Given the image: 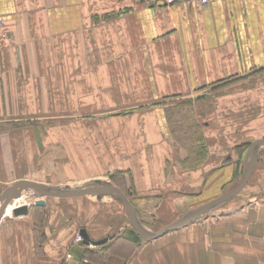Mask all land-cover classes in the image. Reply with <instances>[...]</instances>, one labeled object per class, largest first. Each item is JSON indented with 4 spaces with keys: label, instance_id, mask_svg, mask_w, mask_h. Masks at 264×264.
Returning <instances> with one entry per match:
<instances>
[{
    "label": "crops",
    "instance_id": "crops-1",
    "mask_svg": "<svg viewBox=\"0 0 264 264\" xmlns=\"http://www.w3.org/2000/svg\"><path fill=\"white\" fill-rule=\"evenodd\" d=\"M0 17V195L119 173L154 234L228 181L240 135L264 138V0H0ZM43 202L2 218L0 264H264V204L133 244L118 198ZM81 230L95 245H73Z\"/></svg>",
    "mask_w": 264,
    "mask_h": 264
},
{
    "label": "rangeland",
    "instance_id": "rangeland-1",
    "mask_svg": "<svg viewBox=\"0 0 264 264\" xmlns=\"http://www.w3.org/2000/svg\"><path fill=\"white\" fill-rule=\"evenodd\" d=\"M245 136H246V134L240 135L239 137H241V138L237 137L238 140L240 139L239 140L240 142L237 143L239 145H237V147L232 148V149H226L224 152V158H226V160L223 162L222 167L227 168V169L229 167V169H228L229 174L226 177V178H228V181L223 180L221 182V180L218 179L217 181H210L209 185H208L209 182H204V185H203V182H200L196 188V192H198V193L192 194L191 204L189 206L185 207L184 211H187V212L180 213V210L176 211V212H171V213H168L164 216L165 219L169 220V219H175L178 217H183L186 214H188L189 212L194 211V210L198 209L199 207L203 206V204H207V203L213 201L214 199H216L217 197H219V196L215 197L216 195L226 194V193L232 191L235 187H237L239 185L240 181L242 180V178L245 175V171H246V167H247V163L244 161L245 152H246L249 144L252 143L251 142L252 138L245 137ZM191 137L195 138V137H197V135L193 134ZM229 145H230V143H229ZM201 155H202V152L200 153V156ZM222 157H223V155H222ZM251 159L255 165V167H254L255 171H254V174L252 175L250 181L248 182V184L244 187V189L235 197L228 199L225 202H223L219 205H216V206L200 213L198 220L213 221V219H217L219 216H233L236 213H238L239 210H241L242 208H245V207L247 208V207H250L251 205L255 206V204H257L258 206L260 204H264V146L259 147L258 149H255V151L252 152ZM197 161H199L198 157L196 158L195 156H192V163H196ZM199 163H201V162H199ZM215 165H218V164H215ZM215 165H213V166H215ZM221 177L224 178L223 174L221 175ZM108 178H109V175L106 176L104 178V180H101L100 183L109 184V182H107ZM111 178H113V180H112V183H110V185H112V186H113V184L121 185V186H123L124 191L127 194H130L129 189L126 187V183H122L121 176L119 173H114ZM81 183L82 182H78V183H75L72 185L79 186V185H81ZM206 183H207L208 187L205 189ZM206 191H211V193H213L215 195L209 197L208 200H205L203 202H199L198 204H193V201H194L193 199L195 197L199 196L201 193L206 192ZM37 199H40V197L36 193H34L32 190H28L22 194V198H21L22 202L21 203H19V202L14 203V201H12V203H10L11 204L10 207L13 208V207H18L20 205L30 206ZM183 206L180 205L179 203L176 204V208H179V209H182ZM12 208H11V210H12ZM6 215L13 217V214L11 211L9 213H6ZM156 215L158 217H161L164 214L160 213V214H156ZM198 220H196L194 222H197ZM137 222H139V221L137 220ZM148 222H154L153 218L150 217ZM129 227H130L131 231L134 232V230L132 229L130 224H129ZM155 230L156 229H153V231H155ZM147 234L150 235L151 233L148 232ZM136 236H138V235L136 234Z\"/></svg>",
    "mask_w": 264,
    "mask_h": 264
},
{
    "label": "water",
    "instance_id": "water-1",
    "mask_svg": "<svg viewBox=\"0 0 264 264\" xmlns=\"http://www.w3.org/2000/svg\"><path fill=\"white\" fill-rule=\"evenodd\" d=\"M259 145H264V139L256 140L248 146L244 160L247 163L245 175L240 181L239 185L234 190L217 197L213 201L204 204L203 206L199 207L194 211L189 212L185 216L163 227L154 234L149 235L142 229V227L139 225V223L136 220L132 205L130 204L126 196L122 193V191L119 188L112 186L110 184H102L94 180L84 182L80 186H77L73 189H70L69 187L66 188L43 187L31 181L16 182L7 189H5L0 195V221L2 220V218L6 216L7 213L6 208L8 206H11L10 203H12V201H17L21 199L22 194L28 190H32L40 197L39 200H35L33 202V204L36 206L44 205L43 198L45 197L72 198V197H83V196H90V197L113 196L115 198H118L122 202L128 218V222L132 227V229L134 230V232L138 235L139 239L144 242H149L173 230H176L178 228L184 227L192 223L193 221L198 219L200 213H202L203 211H206L216 205H219L225 202L226 200L231 199L235 197L237 194H239L247 185L252 175L254 163L251 159V156L255 147ZM28 210H29L28 206L20 205L18 207H13L11 212L14 217H20V216H27ZM79 235L82 237L85 245H95V242H92L89 239L88 235L84 230H81Z\"/></svg>",
    "mask_w": 264,
    "mask_h": 264
},
{
    "label": "built area",
    "instance_id": "built-area-1",
    "mask_svg": "<svg viewBox=\"0 0 264 264\" xmlns=\"http://www.w3.org/2000/svg\"><path fill=\"white\" fill-rule=\"evenodd\" d=\"M136 5H141L147 8H172L174 6H188L192 7L194 5L198 6H208L217 0H131ZM3 27V20L0 17V31ZM73 245H80V246H90L85 245L82 237L77 234V236L73 240ZM67 259H71V254H68Z\"/></svg>",
    "mask_w": 264,
    "mask_h": 264
},
{
    "label": "trees",
    "instance_id": "trees-1",
    "mask_svg": "<svg viewBox=\"0 0 264 264\" xmlns=\"http://www.w3.org/2000/svg\"><path fill=\"white\" fill-rule=\"evenodd\" d=\"M119 189L124 193V195H125L126 197H128V194L124 191V189H123L122 187L119 188ZM127 237H128V238H127ZM126 239H127L128 242H132L133 244H136L137 242L140 241L139 237L136 236V234H135L133 231H131L130 234H127V235H126Z\"/></svg>",
    "mask_w": 264,
    "mask_h": 264
},
{
    "label": "bare ground",
    "instance_id": "bare-ground-1",
    "mask_svg": "<svg viewBox=\"0 0 264 264\" xmlns=\"http://www.w3.org/2000/svg\"><path fill=\"white\" fill-rule=\"evenodd\" d=\"M17 202L21 203L22 200L20 199V200H18ZM15 203H16V201H15ZM29 203H30V202H29ZM10 211H11V207L8 206V207L6 208V212L9 213Z\"/></svg>",
    "mask_w": 264,
    "mask_h": 264
}]
</instances>
